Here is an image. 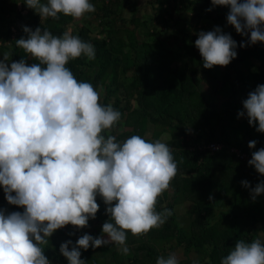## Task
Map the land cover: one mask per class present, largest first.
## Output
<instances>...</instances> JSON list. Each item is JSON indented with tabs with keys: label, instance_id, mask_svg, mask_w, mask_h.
I'll list each match as a JSON object with an SVG mask.
<instances>
[{
	"label": "clouds",
	"instance_id": "clouds-1",
	"mask_svg": "<svg viewBox=\"0 0 264 264\" xmlns=\"http://www.w3.org/2000/svg\"><path fill=\"white\" fill-rule=\"evenodd\" d=\"M24 3L41 19L58 20L61 13L81 19L96 11L90 0ZM211 3L230 8L228 23L237 33L250 34V44L264 42V0ZM23 31L26 37L16 39V46L38 62L29 65L21 59L9 64L8 54L0 59V186L9 204L24 209L0 210V264H52L43 246L69 224L87 227L99 211L98 196L107 206L109 219L102 233L108 239L84 234L75 244L62 243L60 253L69 264H86L80 249L90 247L115 244L127 255L129 232L146 235L173 215L167 208L157 211L159 197L178 173L173 150L163 138L150 141L132 135L120 142L115 135L103 134L119 123L122 114L111 104H101L100 92L66 66L82 55L94 60L91 43L71 30L62 36L41 27L24 26ZM195 46L208 69L228 66L237 57V42L220 27L201 31ZM243 108L249 124L255 127L258 122L256 130L264 133V84L248 94ZM256 144L250 141L249 148ZM249 165L264 175V148L252 153ZM241 183L251 188L248 181ZM261 194L264 181L251 188L253 201ZM156 264H179V259L172 253L158 257ZM221 264H264V243L238 240Z\"/></svg>",
	"mask_w": 264,
	"mask_h": 264
},
{
	"label": "trees",
	"instance_id": "trees-1",
	"mask_svg": "<svg viewBox=\"0 0 264 264\" xmlns=\"http://www.w3.org/2000/svg\"><path fill=\"white\" fill-rule=\"evenodd\" d=\"M127 1L90 0L96 9L91 16H95L101 25L102 34L93 37L90 28L82 25L73 35L91 43L96 58L89 60L82 55L66 66L78 80L89 82L98 91H103L105 95L100 103L105 106L111 104L122 114L121 120H125V125L135 129L128 133L129 136H145L150 126L159 124L164 128L155 131L156 138L161 133L170 134L166 143L172 148L178 164V173L172 180L175 192L173 202L168 205L165 192L159 197L157 211L167 208L173 215L160 228L152 229L149 239L160 248L175 241L187 255L197 253L196 259L184 264H221L238 240L251 243L264 236V194L255 201L247 199L251 188L264 181V175L249 162L229 153L233 147L249 155L264 148V133L256 130L258 122L255 127L249 124L243 108L248 94L264 84V42L250 44V34L241 35L228 23L230 8L213 7L211 0H149V5L153 6L152 21L158 24L152 27L142 20L143 14L135 8L134 2V16L129 23L134 31H138L136 33L118 26L128 22L123 18V7ZM41 3H47V0H41ZM182 12H190L195 21H208L212 30L205 32L220 27L224 34H230L237 42V57L228 66L206 68V80L219 99L209 101L200 91L202 80L196 67L197 63L203 64V57L196 52L195 45L186 48V56L189 62H197L181 65L177 63L181 59L180 53L172 51L169 41L163 37L164 29L169 32L173 22L177 21V15ZM15 14L22 21L15 40L26 37L24 26L33 30L41 27L53 35L62 36L75 21L62 13L58 14V20L50 17L41 19L24 0H0V40L3 43L10 40L12 32L7 26L13 24ZM185 32V37H190L189 31ZM15 40L9 46L2 44L5 47L0 49V55L8 54L15 62L25 59L29 65L38 62L17 47ZM241 44L247 46L242 47ZM241 111H245V116H239ZM103 134L106 136V131ZM253 140L257 141L255 149L249 148V142ZM210 143H221L224 148L215 154L201 150ZM246 179H251L248 181L251 186L249 192L241 183ZM234 184L237 186L235 190ZM187 200L193 201L195 206L187 210L189 219L182 224L177 219L175 205ZM97 203L100 208L95 220L103 225L109 219L107 206L102 198L97 197ZM227 205L229 209L225 211ZM0 210L7 213L24 211L9 204L1 190ZM89 235L101 236L98 231ZM127 237V245L131 249L127 263L115 244L81 249V259L88 260L87 264H99L101 260L103 264H154L158 255L156 250L141 244V237L130 232ZM68 240L71 238L67 225L57 230L43 246L52 264H69L60 253L61 244ZM133 253H136L134 257ZM168 255L164 254L165 257ZM120 257H123L121 263Z\"/></svg>",
	"mask_w": 264,
	"mask_h": 264
},
{
	"label": "rangeland",
	"instance_id": "rangeland-1",
	"mask_svg": "<svg viewBox=\"0 0 264 264\" xmlns=\"http://www.w3.org/2000/svg\"><path fill=\"white\" fill-rule=\"evenodd\" d=\"M20 1H23V0H20ZM134 2H136L135 8L140 9L141 15L143 14L142 20L147 21L149 27H152V25H155V26L158 25L155 23V20L152 21L153 6L149 5L148 3L149 0H128L123 7V18L127 20L128 22L126 24L119 23L118 26L120 28H129L132 31L135 30V28L129 23V20L134 16V10H133ZM91 13H86L85 16L82 17L81 19H75V21L69 26L68 31L71 30L72 34H76L78 32V29L82 25H86L87 27L90 28L91 34L93 37H98L99 34H102L101 25L99 24L95 16H91ZM191 15L192 14H190V12H187V13L182 12L180 16L177 15V21L173 22L172 29L169 32L164 29V33H163V37L169 41L168 46L173 49L172 51L180 53L179 56H181V59H179L177 63H180L181 65L188 64V63L192 64V63L197 62V61L189 62V59L186 56V48L188 46L191 47L192 45H195V41H196L195 38H198V34L201 31L205 32L208 29L212 30V25L208 21H206L205 19L195 21L194 19H192L193 15L192 16ZM13 19H14L13 24H10L7 26V27H10V30L12 32L10 40L7 43H3V41L0 40V49L2 47H5V45H2V44H6L7 46H9L11 44V41L14 40L13 36L16 37L19 33L18 27L21 25L22 21L18 18L17 14L13 16ZM183 28H185V31L187 30L189 31L190 37H185L187 33L183 30ZM134 32L138 33V31H134ZM177 39H179V41H177ZM196 52L199 53V49L197 47H196ZM0 59H3L2 55H0ZM8 59L10 61L9 62L10 64L12 62V59L10 58V56H8ZM197 64L198 66L196 67V69L198 70L199 77L202 80L200 83V91L203 93L204 97L209 101H213L215 98L219 99L218 96L214 93V90L212 89V87H210L212 86L211 83H208L206 80L207 78L206 68L203 67V64L201 63H197ZM221 67H224V66H221ZM99 92H100V100H102L105 94L102 93L103 91H99ZM124 121L125 120H120L119 123L116 126H114V128H112L111 130H107L106 136L108 134L115 135L117 137V140L120 142H123L125 139L129 138L130 136L128 135V133H132L133 131H135V129H133L131 126L125 125ZM163 128L164 127L162 124H159L158 126H150L148 128L146 135L142 137L150 141H155L157 139L163 138L164 141L167 142L168 140H170V134L168 133L167 134L161 133V135L158 138L155 137V134H156L155 131H162ZM177 179H179V177ZM174 192H175L174 184L171 181L170 188L165 191L166 205L171 204L173 202ZM98 198L101 199V197L99 196ZM194 206L195 204L193 203V201H188V200L175 205L177 219L180 220L182 224H185L187 220L189 219V217L186 215L187 210L193 208ZM224 210L227 211L228 208L225 207ZM102 226L103 225L99 223L98 221H96L95 219L92 220V223L90 225L82 229L74 227L69 224L68 225L69 233H74L73 235H70L71 241L73 242V244H75L76 241L84 234H90L95 231H98L100 235H104V238L108 239L107 235L102 233ZM150 233L151 232H148L146 235H142L138 237H141V240L143 241V243L141 244H147L150 247V249L151 248L155 249L156 252L158 253L154 264H156L157 258L160 256H164V254L166 255L172 254V253L176 254L179 259L180 264L181 263L184 264L185 262L190 261L193 258L196 259L198 257L196 252H191L189 255H187L185 253V249L183 247H178L175 241H172L170 243H165L164 248H160L158 245H156L153 241L149 239ZM135 254L136 253L132 254L133 257L135 256ZM123 255H124L123 257L125 258L124 262L127 263L129 261L128 259L130 258L129 253L127 255L125 254ZM138 255L139 257H141L142 253ZM123 257H120V260H119L120 263L123 261ZM85 261L87 264L88 260H85ZM102 262L103 260H101L99 264H101Z\"/></svg>",
	"mask_w": 264,
	"mask_h": 264
},
{
	"label": "built area",
	"instance_id": "built-area-1",
	"mask_svg": "<svg viewBox=\"0 0 264 264\" xmlns=\"http://www.w3.org/2000/svg\"><path fill=\"white\" fill-rule=\"evenodd\" d=\"M16 37L13 36L14 40H15ZM223 148H224V145L221 144V143H210V144H206L205 146L201 147V150L204 151V152L207 151L210 154H215V153L221 152L223 150ZM229 153L230 154H236V156L239 159H241V160H243V161H245L247 163L249 162V160L252 159V155H249V154L243 152L241 149H238V148H235V147L230 148L229 149Z\"/></svg>",
	"mask_w": 264,
	"mask_h": 264
},
{
	"label": "crops",
	"instance_id": "crops-1",
	"mask_svg": "<svg viewBox=\"0 0 264 264\" xmlns=\"http://www.w3.org/2000/svg\"><path fill=\"white\" fill-rule=\"evenodd\" d=\"M244 181V180H243ZM246 181H251V179H246ZM237 188V186L234 184V190ZM245 189H247V192H249V188H245ZM0 190L1 191H4L3 190V186H0ZM251 194H247V199H252L251 197ZM232 207V206H231ZM227 208L229 209V206L227 205ZM239 211H243V209H240ZM244 214H247V211H244ZM187 215V214H186ZM259 240L261 241V242H264V236H260L259 237Z\"/></svg>",
	"mask_w": 264,
	"mask_h": 264
}]
</instances>
